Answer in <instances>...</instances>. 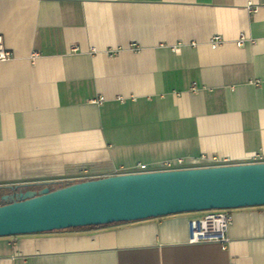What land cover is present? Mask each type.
<instances>
[{"label":"crops","instance_id":"crops-1","mask_svg":"<svg viewBox=\"0 0 264 264\" xmlns=\"http://www.w3.org/2000/svg\"><path fill=\"white\" fill-rule=\"evenodd\" d=\"M0 37V189L264 155V0H0ZM231 213L226 249L194 212L0 237V264H264V206Z\"/></svg>","mask_w":264,"mask_h":264},{"label":"water","instance_id":"water-1","mask_svg":"<svg viewBox=\"0 0 264 264\" xmlns=\"http://www.w3.org/2000/svg\"><path fill=\"white\" fill-rule=\"evenodd\" d=\"M29 186L38 184L7 188L0 237L264 206V163L120 174L39 191Z\"/></svg>","mask_w":264,"mask_h":264},{"label":"built area","instance_id":"built-area-1","mask_svg":"<svg viewBox=\"0 0 264 264\" xmlns=\"http://www.w3.org/2000/svg\"><path fill=\"white\" fill-rule=\"evenodd\" d=\"M225 39L222 36L217 35L214 36L210 41V46L212 49H217L222 44H224ZM254 43L253 39L248 37L245 34H241L239 39L236 41L237 46L242 47L246 42ZM11 53L7 52L3 46L2 37H0V61H7L11 59ZM192 92L197 91V87L193 84L191 88ZM101 101H103L101 99ZM203 160L212 164V167L217 166H227V159H206L203 157ZM253 163H264V155L262 154H254L251 157ZM185 165L184 159H175L169 160L160 165L157 169H151L147 165L138 164L128 171L126 174H141V173H149V172H158V171H173L181 170ZM89 179L88 177H80L74 178L70 181H83ZM233 216L231 210H211L203 212V216L197 219H192L189 221V233L190 239L189 242L191 244H199L206 242H216L222 246L223 249H226L229 243V230L232 226Z\"/></svg>","mask_w":264,"mask_h":264},{"label":"trees","instance_id":"trees-1","mask_svg":"<svg viewBox=\"0 0 264 264\" xmlns=\"http://www.w3.org/2000/svg\"><path fill=\"white\" fill-rule=\"evenodd\" d=\"M89 180H92V179H87V180H83V181H67L66 183H65V182H61V183H52V184H49V185H38V186H36V187H30V186H29V187L26 188V190L34 189V190L39 191V190L45 188L46 186L50 187L51 189H52V188H53V189H59V188L66 187V186H68V185H72V184H74V183L84 182V181H89ZM93 180H95V179H93ZM93 180H92V181H93ZM9 193H11V191L8 190V189H0V203H2V197H3L4 195L9 194ZM93 227H101V226H93ZM84 228H86V227H84ZM73 229H80V228H73Z\"/></svg>","mask_w":264,"mask_h":264}]
</instances>
